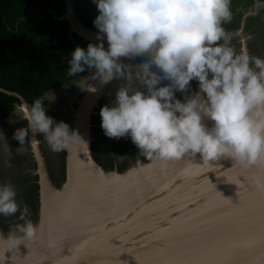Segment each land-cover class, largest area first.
Masks as SVG:
<instances>
[{
    "label": "clouds",
    "instance_id": "1",
    "mask_svg": "<svg viewBox=\"0 0 264 264\" xmlns=\"http://www.w3.org/2000/svg\"><path fill=\"white\" fill-rule=\"evenodd\" d=\"M93 3L96 42L72 50L67 75L89 73L75 83L82 91L95 92L92 81L118 82L114 100L99 111L105 136L130 137L138 153L162 162L199 154L202 164L230 158L264 166V58L233 45L224 26L233 19L232 0ZM254 7L264 8V0H255ZM54 101L51 91L18 116L28 122L13 133L18 149L29 131L42 134L52 152L83 142L66 122L46 115L45 102ZM0 140L9 148L3 131ZM256 183L264 189V183ZM17 213L22 223L15 230L23 235L10 234L13 245L34 238L37 228L26 219L30 209L17 201L15 186L0 183V216Z\"/></svg>",
    "mask_w": 264,
    "mask_h": 264
},
{
    "label": "water",
    "instance_id": "2",
    "mask_svg": "<svg viewBox=\"0 0 264 264\" xmlns=\"http://www.w3.org/2000/svg\"><path fill=\"white\" fill-rule=\"evenodd\" d=\"M66 2V13L63 16V18L70 24V27L73 32L77 33L81 37L90 40L92 42H96V38H93L91 36H88L87 33H97L91 30L84 31L81 28L76 27L72 21L69 20L70 18V12H74L73 7V1L72 0H65ZM75 13V12H74ZM82 25V24H81ZM80 25V26H81ZM82 28L83 25L81 26ZM99 83V82H98ZM96 84L94 87L98 86L99 84ZM106 85V84H105ZM100 91V90H99ZM98 91V92H99ZM11 95H14V93H9ZM90 91L86 92L85 97L83 98V101L80 104V108L77 112L79 115L80 113L85 110V106L88 105V97H89ZM18 98L22 101V104L27 105L24 98L17 95ZM93 110V109H92ZM90 111L89 113H84V132L82 135H85V141H84V147L86 140L88 141V147L90 146V137H89V127H90V116L93 111ZM207 118H205V123L207 126L211 127L212 122L209 120L207 122ZM77 122H78V116H76V125L74 127V130L77 132ZM78 133V132H77ZM80 135V134H79ZM35 150V155L37 156L38 164H39V170L37 174H40V180L38 182L39 185V198H40V212H41V223L40 228L42 227L43 223L45 222V209L46 202H45V187L46 185L48 189L50 188L52 191H55L56 193L64 192L66 187L69 185L70 177L71 175L74 177V180L76 181V171H77V156L79 155L80 151L81 154H83L84 148L80 143L72 145L69 149L66 150L67 152V160H66V182L63 185L62 189H57L53 182L51 181L50 175L48 174V171L46 170V163L45 159L43 157V154H41V150L39 148V142L36 138V136H32V141L30 142ZM91 160L96 164L97 167L100 168L102 171L101 173L104 178H107L110 180L113 176H110L112 174L116 176H128L131 172L141 170L143 168L151 169V168H164L167 164V162H162L160 160L151 158L149 162L146 165L134 167L130 171L126 173H120L118 169H114L112 172H106L104 169H102L94 158L92 157V151L91 146L89 147ZM224 160L230 163L229 171L232 172H225L223 174L217 175V169L221 166L222 162L220 160ZM218 161L211 162L212 165L208 164H202V160L200 159L199 154L196 155V157L186 156L182 158L181 160H174V161H180L183 165V167L180 168V171L183 172L184 169L191 170L192 174L197 176V179H203L201 181V191L203 194L208 191L207 184H209L210 181L214 180L217 181L220 179V177H224L226 180H233L232 188L233 190L228 189H222L223 193L226 195V200H231L233 204H236L239 202L238 192L239 187L234 182V178L237 175V170H242L247 173L248 179L250 181L251 186L253 183H256L257 181H260L264 183V181H261L263 175H264V166L257 164L252 166H244L240 163L231 160L230 158H221ZM155 165V166H154ZM179 166V165H178ZM96 170V169H95ZM43 172L45 173V176L43 175ZM96 172H98L96 170ZM149 172V170H148ZM44 177H46V180H44ZM241 182L243 183V178H239ZM224 181V182H225ZM43 182H45L43 184ZM78 182V181H77ZM260 189V188H259ZM207 190V191H206ZM160 189H157L156 192H149L144 191L138 200H135L133 203H131L129 206H127L123 210V215H114L112 210H109L107 208L106 210H98L94 211V213H91V210L88 208H85L86 212L88 213V217L86 219H81L80 227L78 228H71L66 235H68L70 238L66 241L64 240L65 236H62L59 238V241L54 245H49V247L44 246L45 249L47 248V255L45 256H35L39 252V248L36 247L37 253H28L26 251H23L22 253H19L17 256V262L16 264H142V260L140 258L138 249L136 248V244L132 243V241L129 239L130 235H135L133 232H129V234H124V228L127 227V224L131 221H137L139 225H143V227H140L139 230L141 233H139L135 238L137 243H139L141 246H143L145 243L151 242L153 240V236L148 233L145 229H152L154 232H160L164 228H167L168 224L175 225L179 221H177L176 218L180 219L181 216L184 213H191V209L186 207V211L182 213L176 211L175 213H178L177 216L170 217V213H174L175 209L181 210L182 206H185L184 204H176L178 207H172L169 209L167 207V204L173 203V201L168 197L164 196L165 193H159ZM164 196V197H162ZM145 202V204L142 206V204ZM192 201L189 200L188 204H191ZM259 204V202H257ZM187 206V205H186ZM189 207H193L192 205H189ZM179 208V209H178ZM139 209V210H137ZM133 210V211H131ZM131 211V212H129ZM171 211V212H170ZM129 212V214H127ZM155 213V218L151 215V213ZM170 212V213H169ZM129 220L127 222L121 223L123 221L124 216H127ZM249 215L253 216L252 214H246L245 216L239 217L238 222H234L235 226L244 224L247 220H249ZM258 217V215L254 214ZM176 219V220H175ZM167 222V223H166ZM196 223V224H195ZM161 225L162 227H158L157 225ZM200 222L196 218L194 221H192L189 225H182L179 227L187 229L184 233L190 231L194 227L198 225V229H200ZM212 224H216V221H213ZM212 224L208 223L206 225L207 228L213 229ZM38 225V226H39ZM194 225V226H193ZM37 227V226H35ZM39 228V229H40ZM36 230V233L38 230ZM208 230L201 231L200 234L203 232H206ZM94 233L96 234L95 238L99 240L101 237L108 238L109 236H116L117 241H113V245L105 247L102 251H96V250H88V240L92 239L91 236L88 237L86 240H79L80 236H88V234ZM32 239H28L25 241V239H19L21 244H25L28 246L31 244ZM61 240V241H60ZM173 240H176L177 242L181 243V237H168L165 240L162 241H154L153 244H161V243H170ZM185 241V240H184ZM5 242L4 236L2 234V230L0 228V243ZM187 242V241H185ZM78 245V246H77ZM84 245V249H83ZM194 246V244H192ZM56 246V247H55ZM38 249V250H37ZM21 252V251H20ZM51 254V256H48ZM259 263L264 264V258L260 256Z\"/></svg>",
    "mask_w": 264,
    "mask_h": 264
},
{
    "label": "trees",
    "instance_id": "3",
    "mask_svg": "<svg viewBox=\"0 0 264 264\" xmlns=\"http://www.w3.org/2000/svg\"><path fill=\"white\" fill-rule=\"evenodd\" d=\"M72 1L75 15L83 27L97 32L93 20L98 15V9L93 0ZM65 13V0H0V126L5 125L17 107L22 105L17 95L31 105L35 99L51 91L59 92L89 74L85 72L77 76L67 75V61L72 50L78 45L86 48L92 41L72 31L70 24L63 18ZM93 157L98 160L96 153ZM47 158L54 186L62 189L67 178V152H54ZM57 159L59 161H56ZM57 163L62 166H57L59 171H62L59 181L56 180L58 173L54 169ZM146 163L147 158L138 164ZM103 167L107 172L113 170L108 163ZM127 170L128 167L124 166L118 169L120 173ZM33 180V186L29 184L30 190L28 188L22 191V194H17L23 196L30 191V201L24 199L22 205L28 206L30 215L27 218L37 226L40 222L39 186L36 184V176ZM18 216V213L15 216H0V226L6 238L10 236L5 233L6 222L9 220L16 221L17 224L22 223Z\"/></svg>",
    "mask_w": 264,
    "mask_h": 264
},
{
    "label": "snow or ice",
    "instance_id": "4",
    "mask_svg": "<svg viewBox=\"0 0 264 264\" xmlns=\"http://www.w3.org/2000/svg\"><path fill=\"white\" fill-rule=\"evenodd\" d=\"M181 167L183 165L180 161H167L164 168L152 169L151 174H140L134 180L120 185L119 191H111L109 184L99 182L102 188H108L109 191L101 192L98 195L101 200L107 199V207L113 211L114 215H123V210L138 200L144 191L156 192L157 189H160L159 193H165L164 196H168L173 201V203L167 204L169 209L176 204H184L191 209V213H184L177 224H168L167 228L160 232H154L150 228L145 229L153 236V240L143 246L137 243L135 238L141 233L139 228L143 225H139L137 221L127 224L124 234L135 233V235H130L129 239L136 244L142 264H243L247 258L254 256L257 252L264 258V189H256L251 186L247 173L238 169L234 182L239 187V202L233 204L229 199L216 200L212 198L211 194L202 193L201 181L203 179H197L198 177L193 175L189 169H184L181 172ZM85 171L87 170L85 169ZM241 177L243 183L239 179ZM189 200L192 201L191 204H188ZM257 200H259V215L258 217L249 216L248 228L241 238L232 239L223 244L211 243L195 246L190 242L179 243L176 240L170 243L153 244L154 241H162L168 237L179 238L187 230L179 226L191 224L197 217L210 209L222 210L219 216L212 217L213 220L245 216L255 210L254 205ZM189 205L193 207L190 208ZM172 214L170 213V217H173ZM151 215L155 218L156 214L153 212ZM128 220V215L124 216L121 223ZM157 226L162 227L159 224ZM54 227L65 233L69 231L67 220L62 214H57ZM89 236L92 239L88 240V250L102 251L105 247L113 245V241H117L116 236L101 237L97 240L94 233L80 236L79 240H86ZM69 238L68 235H65L66 241ZM39 254L47 255L45 247L39 248Z\"/></svg>",
    "mask_w": 264,
    "mask_h": 264
},
{
    "label": "rangeland",
    "instance_id": "5",
    "mask_svg": "<svg viewBox=\"0 0 264 264\" xmlns=\"http://www.w3.org/2000/svg\"><path fill=\"white\" fill-rule=\"evenodd\" d=\"M254 3L255 0H232L231 9L233 12V19L230 23H227L224 26L227 31L233 34L232 43L236 47L237 51L243 49L246 50L249 55L259 56L264 58V8L256 9L254 7ZM237 8L239 10H237ZM242 13L245 14V18L246 16L254 15L251 16V18H248V23L246 25V28H244L243 25L244 16L242 17L243 15ZM69 16H70L69 20L72 21V23L76 27L81 28L84 31H87L85 28L81 27L82 25L74 12H70ZM78 81H80V79L74 81L70 85L59 90V92L54 93L55 101L53 103L45 102L46 115L53 117L56 121L66 122L73 130L76 124V116L80 108V104L83 101L86 92L88 91V90L82 91L77 85H75V83ZM81 83L84 82L81 81ZM91 83L93 86H95V84L98 83V81H92ZM117 83L118 82L113 81L109 84H106L96 94L97 101L93 106V110H92L93 112L89 120L90 146L92 151V157L95 153L97 154L98 160L97 161L95 159L94 160L96 161L98 166H100L102 169H104L103 166L108 163L113 167V170L116 168L119 169L120 166H124L126 168L128 167V170L126 171L128 172L134 167L146 165L147 163L138 164L141 162V160L145 159L146 157L138 153L139 150L132 143L130 137L114 139L105 136L99 123L100 108L101 106L109 103L110 100H114V92L116 90ZM191 83H192V88L195 90L197 88V82L192 81ZM109 93H112V95H109ZM176 95L177 98H181L180 93H176ZM28 106H29L28 104L19 105L13 115L16 116V118L13 119L12 116V118H10L5 125L0 126V131H3L7 143L9 145V148L5 149L3 147V141L0 140V183L10 181L17 189V193L20 192V194H22V190H26L28 188L29 190L31 189L29 184L32 185L34 183L33 179L35 178L36 175H37L36 176L37 185L40 180V174H37L38 170L40 169L38 161H36L37 156L35 155V150L30 143L32 141L33 133L29 131L25 139V142H27L29 146H27L25 143V145L19 149L17 148L20 147L19 142L13 139V133L15 129L20 127H27V123H28L27 120L19 118L18 116L22 113V111L26 110ZM34 136H36L39 142V148L41 150V154H44L43 157L46 163V170L48 171V174H50L49 172L50 169L48 168L49 166H48L47 156L53 155L54 153L52 154V151L48 147L47 143L43 140L42 134L36 133L34 134ZM147 159L149 162L150 159L149 158ZM56 161H59V159H57ZM58 165L59 163H57V165L54 167V169L58 173L57 174L58 176L56 178L57 181L60 180L59 176L61 174V171H59V167H62V166L57 167ZM142 170L144 169L138 170L136 173ZM134 174L135 173L131 172L130 175H134ZM28 176H30L32 179H29ZM31 193H33L32 190ZM24 199L30 201V191L27 192V194L24 196L17 194V201L19 203L24 204ZM40 223H41V212H40L39 224ZM6 224L7 225L5 227V233L14 234L16 237L22 236V233H19L18 231L15 230V225L17 224L16 221L8 220ZM38 225L36 227L37 229L40 228V225L39 226ZM2 234L4 236L3 231ZM4 239L8 241V238H6L5 236ZM26 240L28 239L25 238V241Z\"/></svg>",
    "mask_w": 264,
    "mask_h": 264
},
{
    "label": "bare ground",
    "instance_id": "6",
    "mask_svg": "<svg viewBox=\"0 0 264 264\" xmlns=\"http://www.w3.org/2000/svg\"><path fill=\"white\" fill-rule=\"evenodd\" d=\"M87 35L91 36L93 38H96V33L89 32V33H87ZM104 86L105 85L99 84L98 86L95 87L96 88L95 92L90 91V94L88 97V103L89 104L85 106V110L82 112V114L81 113L79 115L77 114V116H78L77 132H78V134H80L81 139L83 141L80 143V145H82V147L84 148V151H83V154H81L82 151H80L79 155L77 156V160H79V161H76V164H77L76 181L74 180V177L71 175L69 185L66 187L65 191L61 192V193H56L55 191H52L50 188L48 189V187L46 185H44L45 195H46L45 196V202H46V207H47V209H45V213H44L45 222L43 223L42 227L38 230L36 235L34 236V239L31 241V244H29L28 246H26L25 244H21V242L19 240L17 241L16 245H13L12 243H10L9 240L8 241L5 240V242H1L0 243V264H16L17 256L19 255V253H22L23 251L27 252V250H28L29 254H31V253L34 254V253H37V252H35L36 247H40V246L49 247V245L51 246V245L56 244L59 241L60 237L66 235V233L64 231L58 230L56 227H54V224H55L56 218H57V214H62V216L64 218H66L67 228L69 230H71V228L73 229V228L80 227L81 219L82 218L86 219L88 217V213L86 212V210H84L85 208L90 209L91 213H94V211H98V210L100 211L101 209L106 210L108 208L107 207L108 201H107V199L101 200L100 196L98 194L101 192L107 193L109 191V189L108 188H102L99 182H105V183L109 184L111 191H119L120 185L126 184L129 181L134 180V178H136L140 174H145V173L151 174L152 169H154V168H151V169L145 170V168H143L144 170H142L138 173H136L138 170L132 172V173H135L134 175H130L131 174L130 173L128 176H123V177L122 176H116V175L112 174L110 176H113V177L110 180H108L107 178H104L102 176L104 174L101 173L102 171L100 170V168L97 167L96 164L91 160L92 158L89 154L90 153V151H89L90 146L88 147V141L87 140L85 142V147H84L85 135H82V134L84 132L83 130H84L86 125H84L85 118H84L83 114L89 113L93 109V106L97 101L96 94ZM53 153L54 152H52V154ZM220 162H222V164L217 169V175L223 174L225 172H229V173L232 172V171L228 170L231 166L229 162L224 161L222 159L220 160ZM85 169L87 171H85ZM95 169L98 172H96ZM148 170H149V172H148ZM49 172H52L51 169L49 170ZM43 175L45 176L44 172H43ZM45 180H46V177H44L43 181H45ZM224 181H225L224 177H220V179H218L217 181H214V180L210 181L209 184H207L208 191L206 190L207 192H205V195L211 194L212 198H214L216 200H226L225 199L226 195L223 193L222 189H225V188L228 189L229 188L230 190H233L232 183H231L233 180H226L225 182ZM261 181H264V175H263ZM24 182H23V184H24ZM44 183L45 182H43V184ZM252 186L255 187L256 189H259L257 187V183H253ZM32 188H34V187H32ZM22 191L24 192V190H22ZM24 195L25 194H23V196ZM28 198H29V196H28ZM257 202H259V200H257ZM257 202L254 205L255 210L253 212H250L249 214L259 215V204ZM29 203H31V202H29ZM144 204H145V202L142 204V206ZM175 207H178V206H175ZM186 207L187 206L185 205V206L181 207L182 208L181 210L175 209L174 213L172 212L173 213L172 216H175L178 214V213H175L176 211H178V212L182 211V213H183V211L185 212ZM131 211H133V210H131ZM131 211H129V212H131ZM221 211L222 210H219V209H210L208 212L197 217V219L200 222V224H199L200 229H198V227L196 226L193 229H191L190 231L184 233L182 236H180L181 240H182L181 243L187 241V242H190L191 244H194V246L195 245H203V244H211V243L223 244V243H226L232 239L241 238L243 236V233L248 228V221L249 220L244 222V224H241L238 226H235L234 222H238L239 217L229 218V219H225V220H213L212 217L219 216L221 214ZM176 219H177V221L180 220L178 218H176ZM213 221H216L217 226H216V224L215 225L212 224ZM208 223L212 224L213 229L206 227V225ZM203 230H208V231L200 234L201 231H203ZM64 240H65V238H64ZM83 249H84V245H83ZM46 250H47V248H46ZM38 255H40L39 252L35 256H38ZM48 256H51V254H49ZM260 256L261 255L257 252L254 256L247 258L243 262V264H260L259 263Z\"/></svg>",
    "mask_w": 264,
    "mask_h": 264
},
{
    "label": "crops",
    "instance_id": "7",
    "mask_svg": "<svg viewBox=\"0 0 264 264\" xmlns=\"http://www.w3.org/2000/svg\"><path fill=\"white\" fill-rule=\"evenodd\" d=\"M237 10H239V9L237 8ZM239 12H240V11H239ZM242 14H243V13H242ZM243 16H244V18H243V19H244V24H243V25H244V28H246V25H247V23H248V18H251V16H254V15L246 16V18H245V14H243L242 17H243ZM257 16H258V15H257ZM257 16H256V17H257ZM242 17H241V18H242ZM256 17H255V18H256ZM249 20H250V19H249Z\"/></svg>",
    "mask_w": 264,
    "mask_h": 264
}]
</instances>
